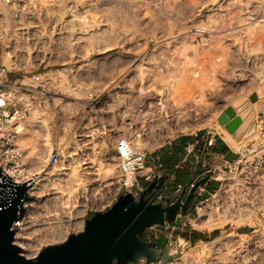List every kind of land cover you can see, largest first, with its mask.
Segmentation results:
<instances>
[{
  "label": "bare ground",
  "instance_id": "bare-ground-1",
  "mask_svg": "<svg viewBox=\"0 0 264 264\" xmlns=\"http://www.w3.org/2000/svg\"><path fill=\"white\" fill-rule=\"evenodd\" d=\"M27 1H28V5L33 6L35 1H37V0H27ZM93 1L94 0H42L39 2V4L36 5V7L34 6L36 8V9L34 8L35 11L30 13L31 14V17H30L31 20L23 19L22 13L21 14L19 13L20 15H19V19L17 20L16 25L14 26L13 29L11 27L9 32H8V28H7L9 25L8 19L15 15V7H14V4H4L3 6H1V12L3 14V17H4V19L7 18L6 22L8 21L5 25L4 24L3 25L5 26L6 32H8L7 35H9V38H8L9 40L8 41L6 40L8 42V44H6L4 53L1 56V64L6 66V68L8 70H14V69H19V68H21V66H23V63L21 64L20 63L21 61L19 59H17V60H19V62H16V60L13 59L14 55H23L22 53H24V54L27 53L29 55V53L31 54L32 52L36 54L35 56H37L39 54H43L45 56L49 55L50 57H56V56L60 55L61 57H59V58H62L61 61L65 65H67L70 62L77 63L76 66L75 65L72 67L70 66L71 69H74V72H77L74 76H80L79 79H81V81H83L84 83L89 85V82L91 81L93 74L90 76V79L84 80L83 78H81L80 71L84 70L87 67L88 68L91 67V64H93V61H95V59L97 60L96 57L99 54L106 55V58L108 59L107 56L110 53L113 54V50L116 48L115 47L116 45L121 44V43L124 44L125 42L130 41L132 39V37L135 36V33H137L136 31L138 30V27L136 25L137 23L135 24L137 28L133 27L134 24L131 25V23H129V27L130 28L133 27V30L131 29L128 32V30H126V28L124 29V27H126V26L123 25L124 27H122V26L120 27V25H122V24H120V21L115 22L116 19H113V17L110 18L109 16H103V15L95 14L96 13L95 11L97 10L96 7H98V6H96L94 4L95 1L94 2ZM224 2H225V0H219V1L217 0L216 5H213L209 10L212 11V14L214 11H216V12L218 11V13H219V10L220 9L222 10L221 7L223 6ZM228 3L229 2H227V4ZM256 5H257L256 6L257 8H253L252 10H250L248 13L249 17H247V18L240 19V16L236 17L234 15V18L235 19L237 18V19L235 22H233L234 18L232 20H227L226 16H228V15H226L225 16L226 20L225 19L223 20V18H224L223 17L221 21H219L221 18L215 19L216 20V22H215V20L212 18L213 21L216 23V24L215 23L212 24V22H211L212 20L210 18H211V16L213 17V15L210 13L211 16L210 15H208V16L210 19L209 21L211 22L212 25L210 24V22L206 25L205 24H199V26L200 25L203 26V30L208 31L213 36V37L212 36L211 37L213 38L214 41H211V42H214V43H215V41H216V43L218 42L217 47H219L218 49L222 50V53L220 55H218L219 59H217V57H216V59H213V60L211 59L212 60V64H211L212 67H210L208 69H200L199 67H197L195 65V58L197 57L196 54L193 55V56H195V58H192V57H191L192 59L188 58L186 62L184 61L183 63H180L178 60L177 62L180 63L178 67L176 66L177 65L176 64L175 65L176 67H173V69L168 68V70H164V71L161 70V71H157L156 73H154L153 78L155 76H157L156 81H158L160 84L161 83L163 84L162 86L160 85L161 87L156 85L158 82H156L155 79H154V81L156 82V84H154L153 82L149 83V80H148L149 74L153 75L152 74L153 72L150 73V71L153 70L155 72L156 69L151 70L150 64L148 67L147 66L148 64L147 65L145 64V59L143 57H142V59L137 58V57H135V59L133 58L132 60H134V62L132 63L130 68L124 69L123 67H120L121 69H113V70L111 69L110 71L108 70V72H109L108 76L104 75L105 77H107L106 83L108 84V87H112V90H114L116 88L122 89L124 93H127L126 96L129 98L126 102L121 101L122 105H121L120 112L116 110L117 114L119 113L121 115L120 120L122 122H119L120 123L119 125H120V127L123 128V129L121 128L122 131L123 130H124V132L126 131V136L133 137L135 140H138L140 142H145V140L149 139V138L151 141V136L155 135L156 132H159V131L171 132L170 130L172 129V127H174L173 129H175V126L177 128H182V127L185 128L190 119L193 118L192 119V121H193V120H195L194 119L195 117L199 118L201 116V118H202L203 116L207 115L208 112L211 110V105L208 102V100H209L208 95L211 96V94L213 93L212 92L213 89H215V90L217 89V84H219L220 80H222V82L223 81H225V82L226 81L227 82L232 81L234 85L238 86V89H239V85L244 84V88H245V86L248 87V91L246 93H248L252 89H254L255 79H256V75H257V74L255 75V73H254L255 69H258V68L261 69L262 65L264 63V15L262 14V15L258 16L259 12L264 11V0L257 1ZM226 6H229V4ZM216 12H214L216 14L214 17L219 15ZM226 13H228V12H226ZM222 14H224V13H222ZM104 15H106V13ZM169 15H171V13ZM162 16L165 17L166 15L164 16V14H163ZM208 16L206 15L205 17H208ZM230 16H232V15H230ZM216 18H219V17L217 16ZM161 19H160V21H163ZM229 19H231V17ZM131 20L132 19L128 20V22H132V23L138 22L135 20L133 22ZM248 20H251V25L248 27V29L238 32L237 31V27H239L238 24L240 22H246ZM45 21H47V22H45ZM217 21H219V22H217ZM123 22L125 23L124 20L121 23H123ZM166 22H168V21H166ZM4 23H5V21H4ZM46 23H48V25L50 26V29L47 28L49 30L45 29ZM145 23H146V21H145ZM145 23L143 25H145ZM149 23H151V22H149ZM200 23H201V21H200ZM156 24H158V23L156 22ZM156 24H153V25L155 26ZM161 24H159V25H161ZM170 24H171V22H170ZM173 24H172V26H173ZM230 24L232 25V27H230V28L226 27L227 25L230 26ZM126 25H127V23H126ZM154 26H153V28H154ZM156 26H158V25H156ZM170 26L171 25H169V29H174V27L171 26V28H170ZM176 26H177V24H176ZM121 28H123L127 32H124L123 29L121 30ZM130 28H128V26H127V29H130ZM163 28L165 30L168 27L166 26ZM139 29H140V27H139ZM141 29H140V33H141ZM156 29H153V30H156ZM158 29H161V27L160 28L158 27ZM176 29H177V27H176ZM168 30H167V32H168ZM146 31H148V29ZM151 32H148V33H151ZM171 32H172V30H171ZM222 32L223 33L225 32L224 35H226V36H231L230 40L232 41V43L231 42L230 43L232 44L231 46H233L232 50H230V48H231V47H229L230 44L228 45V43L223 42L221 40L223 38L219 39V36H221V35L223 36ZM236 32H238V33H236ZM164 33H166V30ZM218 33H221V34H219L218 36H215V34H218ZM174 34H175V30H174ZM139 36H141V35H139ZM165 36H166V34H165ZM168 36H169V34H168ZM223 37H225V36H223ZM156 38H158V37H156ZM163 38H165V37L163 36ZM166 38H167V36H166ZM226 39H227V37H226ZM255 39H259V40H256L255 45L250 43L251 40L255 41ZM167 40H168V38H167ZM177 40L179 43V39H177ZM209 40H212V39H209ZM223 40L227 41L225 39H223ZM146 41H147V39H146ZM171 41H172V39H171ZM171 41H169L168 47H170ZM183 41H182V44L186 45V44H184L185 42L183 43ZM159 42L161 43V41H159ZM186 43H187V41H186ZM214 43H213V45H215ZM27 44H28V47H29V45H31L33 47L32 48L33 50L31 49L32 51L28 50L31 48V46H30V48H28ZM128 44H129V42H128ZM165 44H167V43H165ZM180 44L181 43H179L178 45H180ZM209 44H211V43L209 42ZM209 44H208V47L210 46ZM242 44H243V49L241 48ZM142 45L140 44V46H142ZM176 45H177V43H176ZM178 45H177V47L182 48L181 47L182 45L181 46H178ZM118 46H120V45H118ZM130 47L131 46L129 45V48ZM213 47H215V46H213ZM46 48H48V49L50 48L49 51H47L48 54H46V51H42V50H45ZM131 48H133V47H131ZM145 48L146 47H144V49ZM161 48L163 49L165 47H161ZM176 48H174L173 50H175ZM180 48H179V50H180ZM117 50L119 51L118 48H117ZM130 50L132 51V49H130ZM168 50H170V48H168ZM171 50H172V47H171ZM148 51H149V49H148ZM138 52H140V51H138ZM152 52H153V50H152ZM168 53H169V51H168ZM171 53H169V54H171ZM176 53H178V52L176 51ZM180 54H182V53H180ZM191 54H194V52ZM229 56H235L234 62L232 64L230 63L231 65L228 64L229 62H227L228 58H231ZM116 57H118V56H116ZM22 58H20V59L22 60ZM46 58L48 59V57H46ZM106 58L104 56H102L103 60H105ZM159 58H160V56H159ZM166 58H167V56H166ZM172 58H174V57L172 56ZM113 59H114V57H113ZM147 59L148 58H146V61H147ZM161 59H162V56H161ZM179 59L181 60V58H179ZM138 60H139V62L137 63ZM59 61H60V59H59ZM148 61L150 62L151 60H148ZM152 61H154V60H152ZM158 61H163V59L162 60L158 59ZM172 61L168 60L167 62L173 63ZM182 61H183V59H182ZM108 62H110V61H108ZM149 62H147V63H149ZM177 62H174V63H177ZM209 62H210V60H209ZM105 63H107V62H105ZM151 63H153V62H151ZM157 63H161V62H157ZM164 63H166V62H164ZM227 64L230 66H228ZM167 66H168V64H167ZM158 67H160V66H158ZM158 67H157V70H158ZM164 67L165 66H163V68ZM112 68H114V67H112ZM160 68H159V70H160ZM259 70H258V72H260ZM50 72L53 73V71H50ZM106 72H107V70H106ZM209 72H213V73H211L212 74L211 77L208 78L207 75L209 74ZM263 76L264 75H261V77H262L261 81L264 82ZM94 78H93V80H94ZM31 79H32L31 77H26V78L21 80V83L24 81L26 83L27 80H31ZM93 80L91 82H93ZM103 80H104V78H103ZM209 81L211 82L210 85L204 83V82H209ZM227 82H226V84H227ZM228 86H230V85H228ZM242 86H240V87H242ZM221 87H223V86L221 85ZM224 87H226V86H224ZM244 88L242 87V89L245 91ZM221 90H224V89H221ZM234 90H235V88H234ZM243 90H242V92H244ZM115 91H117V90H115ZM220 92H222V91H220ZM217 93H218V91H217ZM118 94L116 96H119ZM213 94H212V96H213ZM219 94H221V96H222L223 93H219ZM219 94H217V96ZM5 95L10 97L12 99V101H14V102H24L28 106L29 111H30L29 116L26 119L17 122L13 126V128L19 133L18 134L19 136L17 135L18 137L16 140V144L23 151V157L21 159V162L23 160L26 163V165H28L27 168H24L23 165L21 164L20 165L21 167H19V170L21 173L23 171H25V174L27 173V176L29 178H33V177L35 178L34 181L30 182V184H33L34 182L35 183H34V186L32 185L33 187L29 191V194H35L38 197H41L42 199L40 202H36V201L32 202L31 208H29L20 217L21 230L17 231L14 234L13 244H15L16 246H18L20 248V254L21 255L25 256L26 258H34L39 254V251L41 250L43 245H46L49 243H54L56 241L62 242L69 237L71 228H73L75 230H81L84 227V224H85L84 215L86 214V211H87V200H88V198H90V196L87 195L88 194L87 193V187L89 189L90 188L89 186L92 185V183L87 184V181H90V180L92 182L100 181L101 179H98L99 178L98 176L100 175V177H101L102 174L105 173L106 171L102 172L101 169L98 166H96L97 163L95 164V162L90 158H88L89 160L82 161L80 163V161H79L80 158L78 156H77L78 158L73 156V155H78L79 154L78 151L81 149V148H79V144L77 141H75L76 143H75V145H73L74 147L72 145H71L72 147L70 145H68V147H66V153L64 155L62 154V158H61V161L59 163L50 164L48 159H49L50 153L52 152V150L54 148L53 139H52V127H51L50 122L47 119H45V117H41V115H39L40 111H41L40 107L38 105H36L31 100L29 95H27L26 93L16 92L14 89H8V90H6ZM112 95L114 96L115 94H112ZM238 95L240 96V94H238ZM238 95H234V96H238ZM119 97L121 98V96H119ZM123 97L126 98L125 96H123ZM213 97H214V99L216 98L215 96H213ZM116 98H118V97H116ZM114 103H115V101H114ZM114 103H112V105ZM112 105L109 107L111 108ZM114 105L116 106L118 104H114ZM253 106H254L253 108L255 111V109H257V102L253 103ZM66 107H68V105ZM119 108H120V106H119ZM66 110H70V112H73L77 109L75 107L69 106V108ZM112 111H114V110H112ZM116 117L119 118L118 116H116ZM111 118L115 119L114 117H111ZM252 119H253V114L249 115L247 118H244V120L242 121L243 123L241 124L239 129H241V128L244 129V127H247V124H249V122H251ZM117 120L119 121V119H117ZM137 120H138V122L141 123V126L139 128H134L133 124ZM109 122H111V120H109L108 123ZM113 125L116 126V122ZM36 126H37V128H39L42 131V135H41L42 139L39 140L40 141L39 143L36 142V144L29 146L28 142L26 141L27 137H30L29 135H31L30 129L33 130V127L36 128ZM261 127H262V121L259 120L258 121V128L256 129V131L254 133H252L250 136H248V138L243 139V141H247V140H250V139L256 137L259 134ZM225 128L228 130V133H226L227 140L233 145L238 144L237 143L238 141L236 142L234 135H232L233 133L226 126H225ZM241 131H243V130H241ZM82 135L85 136L84 134H82ZM158 137H156V138H158ZM147 143L149 144V142H147ZM151 143H152V141H151ZM72 144H73V142H72ZM157 144H159V143H157ZM150 145L151 144H149V146ZM150 147H152V146H150ZM70 148H74L73 152H71ZM93 156H94V154H93ZM76 162H78L79 164L74 165V163H76ZM83 164H90V165L89 166H82ZM88 168H90V170L91 169L92 170L90 171V170H88ZM143 169H148V168H142L139 171L143 172ZM93 173L98 175L97 176L98 178L95 179V177L94 178L92 177L95 180H92V179L88 180L87 179L88 175L93 174ZM216 177L218 179L223 178L225 183L227 184V185H225V184L224 185H225V187L227 186L228 188L226 187L227 188V189H225L226 191H224V192L222 191L223 193H225L223 196H222V193L221 194L219 193L220 194L218 196V197H220L219 201L215 200L214 203L212 202L214 205L213 204H212V206L210 205L211 207H207L202 203L199 204L198 216L196 218L192 219V224L194 226H196V227H208V229H210V230L215 228V227L223 226V222H221V217H220L221 212L220 211H222L221 206L223 205L222 203H224V202H222V200H223L222 198H225V197L226 198H229V197L230 198H232V197L236 198V202L233 205L234 206L233 212L237 213L238 216L241 218L243 216H246V214L250 216V214H252L251 211L254 210V209H252V207L253 208L258 207L259 209H260V207L261 208L264 207V175L262 176V179L259 183V195L255 198V200H253L249 204V206L246 205V203H247L246 199L248 198V196H250L252 189H250L249 187H247L244 184L243 178L240 175H237L234 173L225 175L221 169H218V173H217ZM111 182L112 183H110L107 186L108 189L111 188L110 185H114V184H116V186L119 187V181L118 180L115 182H113V181H111ZM105 185H107V184H105ZM118 187H117L116 191L118 190ZM19 196L22 199L19 200L18 199ZM87 196H88V198H87ZM16 198L18 199L19 204L21 202L25 205V202L28 201L27 199L23 198V193L19 192V193H17L16 196H14L11 199V204L15 200H17ZM92 198H93V196H92ZM104 198H105V196H103V195L98 196V199L96 198L97 202L100 201V204L98 206H100L101 204H103V205L106 204V203L104 204L105 201L103 202ZM93 199H95V198H93ZM110 200H112V199H110ZM247 209H252L250 211V214L247 212ZM40 226H42V228H40ZM41 230H43V231H41ZM36 231H41L42 233H39L38 236H35L33 233H35ZM261 235H264V234L262 233V234H260V236ZM260 236H258V237H260ZM245 241H246V244L241 246L242 250H240V251L236 250L237 252H234V253L232 251L231 252L232 255L230 257L227 256L228 259H223L222 263L221 262L220 263L221 264H250V263H252V258L254 257V255L251 254L253 257H250L248 247L252 248L251 246H253L254 247L253 251L255 250V252H257L259 250L261 251L264 249L263 248L264 244H262L261 243L262 241H260V240H257L255 242L253 240V238H252V240L249 238V240H245ZM253 241H254V243H253ZM211 244H212V242H211ZM220 244H222V243H219V247H221ZM219 247L215 250H218ZM253 260H255V259H253ZM256 261H257V259H256Z\"/></svg>",
  "mask_w": 264,
  "mask_h": 264
},
{
  "label": "rangeland",
  "instance_id": "rangeland-1",
  "mask_svg": "<svg viewBox=\"0 0 264 264\" xmlns=\"http://www.w3.org/2000/svg\"><path fill=\"white\" fill-rule=\"evenodd\" d=\"M40 1H42V0L35 1L33 6L28 5L27 0H22V1L15 3L14 7H15V15L16 16L14 15L13 17H10V18L8 17L9 18L8 19L9 25L7 24L8 25V27H7L8 32L11 29V27H12V29L14 28V26L17 23V20L19 19V15L21 13L23 15V19L31 20V18H30L31 14L30 13L35 11V9H36L35 7L37 4H39ZM94 1H93L94 4L96 6H98V7H96V9H97L95 11L96 13L94 12L95 14L103 15V16H109L110 18L113 17V19H116L115 22L120 21V24H122V25H120V27L126 26V27H124V29L126 28V30H128V32L131 29L133 30V27L134 28L138 27V30L136 31L137 33H135V36H133L130 41H127L124 44L121 43L122 45L118 44L120 46L116 45L115 46L116 48L113 50V54L110 53L107 56L108 59L106 58V55L99 54L96 57L97 60L95 59L96 62L93 61V64H91V67H89V68L87 67L84 70L80 71L81 78H83L84 80L90 79V76L92 74L95 77L94 78L92 76L91 81L93 80V78H94V80H93V82L90 81L89 85H87L86 83L81 81V79H79L80 76H74L77 72H74V69H71V67L74 65L76 66L77 63L70 62L67 65H65L61 61L62 58H59V57H61L60 55L56 56V57H50L49 55L45 56L43 54H39V55L35 56L36 54L32 52L31 54L29 53V55H30L29 56L27 53L26 54L22 53L23 55H14L13 56V59H15L16 62H19V60H20L21 61L20 63L21 64L23 63V66H21V68L14 69V70H8L6 68V66L3 65L6 69V71H8V77H9L10 81H13L15 79V77L17 76V74L21 77L19 82H21V80L26 78V77L32 78L31 80H27L26 83H25V81L22 83L27 85V86H31V87L35 88L33 91L23 92V91H19L16 89H14V90L16 92L26 93L27 95H29L31 100L36 105H38L40 107L41 111H40L39 115H41V117H45V119H47L51 124L52 139H53L54 148L59 147L62 150V154L64 155L66 153V147H68V145H70V146L75 145V143H76L75 141H77L79 144V148H81V149L78 151V153H79L78 155H73V156L74 157L78 156L80 158V160H79L80 163L82 161L89 160L88 158H90L95 162V164L97 163L96 166H98L102 172L106 171L105 172L106 174L103 173L101 177H100V175L98 176L94 173L89 174L87 177L88 180L89 179L95 180L98 177H99L98 179H101V180L100 181H94V182H92L91 180L87 181V184L92 183V185L89 186L90 187L89 189L87 187V193H88L87 195L90 196V198H88V196H87L88 200H87V211H86V214L84 215L85 219L92 215V211H94V210L101 211V209H103L106 204H109V202L112 201L110 199H113L115 197V195L117 193L116 189L118 186H116V184L110 185L111 188H109V189L107 188V186L110 183H112L111 181L115 182L118 180L120 182V179H121V172H120V168H119L118 163H117L116 152H115L114 148H115V144H116L117 139L121 136H126V131L125 132H124V130L122 131L123 128L120 127V125H119L120 124L119 122H122L120 120L121 115L119 113L117 114L116 110L120 112L121 105H122L121 101L126 102L129 98L126 96L127 93H124L122 89L118 88L119 89L118 90L116 88V89L112 90V87H108V84L106 83L107 77H105L106 75L108 76V74H109L108 70L110 71L111 69L112 70L113 69H121L120 67H123L124 69L130 68V66L134 62V60H132L133 58L135 59V57H137V58L142 59V57H143L145 59V64L146 65L148 64L147 65L148 67L150 64L151 70L156 69L155 72L153 70L150 71V73L153 72L152 73L153 75L149 74V78L151 80L148 78L149 83L153 82L154 84H156V82H158V81H156L157 76H155L153 78L154 73H156L157 71H161V70L162 71L168 70V68L173 69V67H176V66L178 67L180 63H183L184 61L186 62L188 58L189 59L195 58V56H193L195 54L197 56L195 58V65L197 67H199L200 69H208V68L212 67L211 64H212L213 59H216V57H217V59H219L218 55H220L222 53V50L218 49L219 48V47H217L218 42L217 43H216V41H215V43L211 42V41H214L212 38L213 36L208 31L203 30V26L202 25L199 26V24H205L206 25L210 22L209 21L210 19L212 20L211 22L213 24L216 22L215 19L221 18L219 20V21H221L223 17H224L223 20L224 19L226 20V17H227V20H232L234 18V15L236 17L240 16V19L247 18V17H249V14H248L249 11L252 10L253 8H257L256 3L259 0H225L223 6L221 7L222 10L220 9L219 13H218V11L217 12L214 11L217 14H219V15H217L219 18H216L217 16L214 17L216 14L214 12L212 14V11L209 10L213 5H216L217 0H213V1L212 0H97V1L94 0ZM226 1L229 2L228 3L229 6H226V5H228ZM231 2L232 3L234 2V3L232 4ZM226 12H228L233 17L230 16ZM105 13H106V15H104ZM170 13L172 16L169 15ZM210 13L213 15V17L211 16ZM222 13H224V14H222ZM163 14H164V16L166 15L165 16L166 18L162 16ZM262 14L264 15V11L259 12L258 16H260ZM206 15L207 16L210 15L211 18L209 19V16L205 17ZM226 15H228V16H226ZM230 17H231V19H229ZM212 18L215 20V22L213 21ZM130 19H132L131 21H133V22H134V20L138 21V22H134V23L128 22V20H130ZM160 19L163 20L165 23L163 21H160ZM236 19L234 18L233 22H235ZM6 20H7V18L4 19L3 14H2V16H1L2 24L5 25L8 22V21L6 22ZM123 20L125 21V23L124 22L121 23ZM154 20L155 21L157 20L156 22L158 24H156V22ZM4 21H5V23H4ZM145 21L147 24L145 23ZM166 21H168L169 23ZM200 21H201V23H200ZM219 21H217V22H219ZM45 22H47V21H45ZM149 22H151V23H149ZM170 22H171V24H170ZM211 22H210V24H211ZM126 23H127V25H126ZM129 23H131V25H133V24L135 25L137 23L136 24L137 27H136V25L135 26L133 25V27L130 25L132 27V28H130ZM144 23L146 26L143 25ZM153 24H156L158 26L155 25L156 26L155 27ZM159 24H161L162 26ZM172 24H173V26H172ZM176 24H177V26H176ZM4 25H3L4 29L2 31V35L0 36V63H1V56L4 53L6 44H8L7 41L9 40L8 39L9 35H7L8 32H6ZM165 25L168 27L165 29L166 33H164L165 30L163 28V27H166ZM169 25L174 27V29H169ZM238 25H239V27H237L238 32L243 31V30H247L248 27L251 25V20H248L246 22H240ZM127 26L130 29H127ZM153 26H154V28H153ZM171 26H170V28H171ZM139 27H140V29L142 28L141 33H140ZM158 27L159 28L161 27V29H158ZM176 27H177V29H176ZM226 27L230 28V27H232V25L230 24V26L227 25ZM47 28L50 29V26L48 25V23L45 24V29L49 30ZM122 29L123 28H121V30ZM124 29H123V31L127 32ZM147 29H148V31H146ZM153 29H156L157 31L153 30ZM167 30H168V32H167ZM171 30H172V32H171ZM174 30H175V34H174ZM148 32H151V33H148ZM238 32H236V33H238ZM136 34L138 36L139 35H141V36L138 37ZM165 34H166L168 40H167ZM168 34H169V36H168ZM219 34H221V33L215 34V36H218ZM224 34H225V32L223 33V36H225V37H223L221 35V36H219V39L223 38V39L227 40V41H224L223 39H221L223 42L228 43V45L230 44L229 47H231L230 50H232L233 46H231L232 45L231 44L232 41L230 40L231 36H226ZM155 36L158 37L159 39L156 38ZM163 36L165 38H163ZM226 37H227V39H226ZM146 39H147V41H146ZM171 39H172V41H171ZM177 39H179V43H181L180 45H178L179 43H178ZM209 39H212V40H209ZM158 40L161 41V43ZM256 40H259V39H255V41L251 40L250 43L255 45ZM169 41H171L170 43L172 44V45L170 44V47H168ZM182 41H183V43L185 42L184 44H186V45H183ZM186 41H187V43H186ZM208 41L211 44H209ZM128 42H129V44H128ZM131 42L132 43L134 42V43L132 44ZM165 43H167V44H165ZM176 43L178 46L182 45L181 46L182 48L177 47ZM213 43L215 45H213ZM140 44L141 45L143 44V45L140 46ZM208 44L210 45L209 47H208ZM129 45L133 48H131V47L129 48ZM212 45L215 47H213ZM30 46L31 45H29V47H28V44H27L28 48H30ZM241 46H242L241 48L243 49V44ZM144 47H146V48L144 49ZM161 47H165V48H163L165 51ZM171 47H172V50H171ZM32 48L33 47L31 46V48L28 50H31ZM117 48L119 49V51L117 50ZM168 48H170V50H168ZM174 48H176V49L173 50ZM179 48H180V50H179ZM49 49L46 48L45 50H42V51H46V54H48L47 51H49ZM130 49H132V51ZM148 49H149V51H148ZM152 50H153V52H152ZM138 51H140V52H138ZM168 51H169V53H171L172 51L174 53L172 52L173 54L172 53L169 54ZM176 51L179 54L176 53ZM193 52H194V54H191ZM118 53L119 54L121 53L120 54L121 56ZM180 53H182L183 55ZM102 56H104L106 59L103 60L104 58L102 59ZM116 56H118V57H116ZM159 56H160V58H159ZM161 56H162L163 61H158V59L162 60ZM166 56H167V58H166ZM172 56L175 59L172 58ZM46 57H48V59ZM113 57H114V59H113ZM229 57H231V58H228L227 62H229L228 64H230V63L232 64L234 62L235 56H229ZM20 58H22L23 61ZM146 58H148L147 61H146ZM179 58H181V60ZM17 59H19V60H17ZM59 59H60V61H59ZM171 59L172 60L174 59V60L172 61ZM182 59H183V61H182ZM148 60H151V61L149 62ZM152 60H154V61H152ZM168 60L172 61L173 63L169 62L171 64L170 65L167 62ZM178 60L180 63L177 62ZM209 60H210V62H209ZM108 61H110V62H108ZM105 62H107V63H105ZM138 62H139V60L137 61V63ZM147 62H149V63H147ZM151 62H153V63H151ZM157 62H161L162 64L164 62H166V63H164L162 65L161 63H157ZM174 62H177V63H174ZM167 64H168V66H167ZM230 65H228V66H230ZM156 66L157 67L160 66L161 68L158 67V70H157ZM163 66H165V67L163 68ZM112 67H114V68H112ZM159 68H160V70H159ZM259 69L260 68L255 69V72H254L255 75L257 74L256 79H255V85H254L255 87H254V89H252L248 93H246L248 91V87L245 86V88H244V84L239 85V89H238V86L234 85L232 81H229V82L226 81L227 82V84H226L225 81L222 82V80H220L219 81L220 85L217 84V89H216L218 91V93L215 89H213V91H212L214 93V94L212 93L213 96H215L216 98L218 97V98L214 99L212 94H211L212 97L207 94L209 97L208 102L211 105V110L208 112L207 115L203 116L202 118H201V116L199 118L195 117L194 118L195 120H193V121H192L193 118L190 119L185 128L182 127L183 128L182 129V128H177L175 126V129H173L174 127H172V129L170 130L171 132H167V131L156 132L155 135L151 136L152 143L150 141V138L146 139L145 142H140V141L135 140L133 137H130V136L129 137L127 136L128 139L131 140V143L133 145H135L139 148H143L149 154L154 152L155 150H157L161 146L167 144V141L172 139L174 136H176L178 134L187 133V132H193V133L202 132V133H204L208 130H212V131H215V132L222 134L227 140L226 133H228V130L225 128L224 124L221 123V121L219 120L220 115L222 113H224V111L228 107H233L236 111H239V109L244 108V106H247V107L252 106V110L247 115V117H248L249 115L253 114V119L251 120V122H249V124H247V127H244V129L238 128L234 132V133H237V136H234L236 139V142L238 141L237 142L238 144H236L237 146L231 144L227 140L236 150H239L242 146H244L245 144H248L251 140H253L254 138H257L260 134V132H259V134L256 137H254L250 140H247V141H243V139L248 138V137H245V133L248 130L249 126L253 122H255L256 119H259V120L264 119V82L261 81V79H262L261 75H264V63L262 65V68L260 70ZM106 70H107V72H106ZM258 70L260 72H258ZM1 71L2 70H0V72ZM50 71H53V73H51ZM211 73H213V72H209V74L207 75L208 78L211 77V75H212ZM103 78H104V80H103ZM154 79L156 82L154 81ZM263 80H264V78H263ZM204 83L210 85L211 82L209 81V82H204ZM156 85L161 87L163 84L162 83L160 84L158 82ZM221 85L223 87H221ZM228 85H230V86H228ZM224 86H226V87H224ZM240 86H242L245 89V91ZM220 88L224 89V90H221ZM234 88H235V90H234ZM115 90H117L118 92ZM242 90L245 93L242 92ZM220 91H222V92H220ZM116 93L117 94L119 93L118 95L121 96V98L119 96H116L117 95ZM219 93H223L222 96ZM254 93H257L258 98H257V100L252 101L251 95ZM112 94H115V95L113 96ZM217 94H219V95L217 96ZM238 94H240V96ZM234 95H238V96H234ZM123 96H125L126 98H124ZM116 97H118V98H116ZM95 98H97V99L94 101L93 108H91L89 106V104H90L89 100H93ZM114 101H115V103H114ZM255 102H257V109H255V111H254L253 103H255ZM112 103L118 104V105L115 106L114 104L112 105ZM247 104H249V105H247ZM67 105H68V107H66ZM111 105H112V107L110 108L109 106H111ZM69 106L75 107L77 110H75L73 112H70V110H66L69 108ZM119 106H120V108H119ZM112 110H114L115 112ZM116 116H118L119 118H117ZM111 117H114L115 119H113ZM116 118L119 119V121ZM109 120H111L112 123L114 122L113 124H115V122H116V126L113 125L111 122L108 123ZM140 126H141V123L138 122V120L133 124L134 128H139ZM34 128L35 127H33V130L30 129L31 135H29L30 137H27V140H26L28 142L29 146L36 144V142L39 143L40 142L39 140L42 139L41 138L42 137L41 136L42 131L39 128H37V126L35 129ZM241 130H243V131H241ZM82 134H84L85 136H83ZM156 137H158V138H156ZM16 140H17V138H16ZM16 140H15V143H16ZM146 141L149 142V144H151L150 146H152V147H150ZM72 142H73V144H72ZM157 143H159V144H157ZM70 150H71V152H73L74 148H70ZM92 153L94 154V156ZM21 164L23 165L24 168L28 167V165H26V163L23 160H22ZM77 164H79V163L78 162L74 163V165H77ZM89 165L90 164H83L82 166H89ZM218 169H221V168H218ZM88 170H90V168H88ZM146 171H148V169H143V172L142 171H140V172L144 173ZM222 172L225 175L233 174V173L240 175L238 172H234L233 170H231L230 167L225 168L224 170H222ZM217 173H218V170H217ZM217 173H216V175H217ZM26 175H27V173H26ZM92 177L93 178L95 177V179H93ZM105 184H107V185H105ZM224 184L227 185L223 178L218 179V186H217L216 190L213 192L212 195H209V198L206 201H204L202 204H204L207 207H211L212 204L215 202V200L219 201L220 197H218V196L221 193L223 196L225 194L223 192L226 191L225 189L228 188L227 186H226L227 187L226 188ZM32 185L34 186V184H32ZM32 185H30L29 189H31L33 187ZM139 188H144V187H139ZM250 189H252V192H251L250 196H248V198L246 199L247 200V203H246L247 206H249V204L253 200H255V198L259 195V185L257 187H252ZM134 190L135 189H133L132 191H134ZM122 193L123 192L118 193L117 198L115 199L114 203L118 199L119 195ZM100 195L105 196V198L103 200V202L105 201L104 204L106 203L105 205L101 204L100 206H98L100 204V201L97 202L96 198L98 199V196H100ZM27 196L33 197V199L25 202L23 214L29 208H31L32 202H34V201L40 202L42 199L41 197H38L35 194H28V192H27ZM92 196L95 199H93ZM222 199H223L222 202H224V203H222L223 207L221 206L222 211H220L221 212L220 217H221V222H223V226L213 228V229H219L220 230V232L218 233L217 236H214L212 234L213 229L210 230V229H208V227H196L192 224V219H194L198 216V210L195 209V211L189 216V218H190L189 223L186 224L182 229H177L176 231H174L173 236L170 237V240H168V234L170 233L169 229L166 230L164 227H156V230H160L159 234H158V238H157V243H158L159 247L163 248V250H166L170 247L175 248L176 247V240L178 238L186 239L185 245L183 247V254L180 256L181 260H183V262L185 264H218V263L221 264L223 259H228V257H230L232 255V253H231L232 251L234 253V252L242 250L241 246L245 245L246 244L245 240H249V238L251 240L253 238V240L255 242L257 240H260V241H262L261 243L264 244V235L260 236V234H262V233L264 234V217L262 215L264 207H262V208L260 207V209L258 207L257 208L252 207V209H254V210L247 209V212L249 214H250L251 210L253 211V212L251 211V213H252V214H250L251 217L246 214L247 217L243 216L241 218L238 216L237 213L233 212V208H234L233 205L236 202V198L235 197L234 198L233 197L232 198H230V197L226 198L225 197ZM114 203H112V205ZM106 207L108 208L109 205H107ZM198 207H199V205H198ZM183 219L184 218L181 217V219H179V220H183ZM243 227H248L249 230L248 231H241V229ZM40 228H42V226H40ZM72 229L73 228L70 229V234L75 232L74 229L73 230ZM20 230H21V228L18 229L17 231H20ZM41 231H43V230H41ZM41 231H36L33 234L35 236H38L39 233H42ZM145 235L148 238L149 232ZM258 236H260L261 238ZM254 241H253V243H254ZM211 242H212V244H211ZM57 243H61V241H56L54 243H49V244L43 245L41 250L47 245H52V244H57ZM219 243H222L223 245L220 244L221 247H219ZM218 247H219V249L215 250ZM251 247L252 248L248 247L250 257H253L252 255H254V257L252 258V263H250V264H264V254H263L264 253V251H263L264 247L262 248L263 250H261L262 252L260 250H259L260 252L257 251L259 254L257 252H255V250L253 251V249H254L253 246H251ZM253 259H255V260H253ZM256 259H257V261H256Z\"/></svg>",
  "mask_w": 264,
  "mask_h": 264
},
{
  "label": "water",
  "instance_id": "water-1",
  "mask_svg": "<svg viewBox=\"0 0 264 264\" xmlns=\"http://www.w3.org/2000/svg\"><path fill=\"white\" fill-rule=\"evenodd\" d=\"M257 98V93L251 95L252 101ZM251 110L252 106H244L239 111L228 107L219 120L234 133ZM255 131L256 122H253L245 137ZM205 171L206 168L199 162L191 181L169 194H164L167 175H156L148 186L120 194L106 210L92 211V215L85 219L82 231L71 233L61 243L45 246L34 258L21 255L20 248L13 244L16 232L12 228L13 223L24 212L23 203H18V199H22L19 196L8 208H0V264H150L178 258L183 254L186 239L178 238L175 248L163 250L157 248L155 242L143 240L140 235L151 226L173 222L178 214L186 216L195 210L199 203L198 193L208 176L197 178ZM191 182L194 186L186 193ZM27 189L28 184L25 183L19 187V192L23 193L24 199L31 200L33 197L27 196ZM156 198L159 201L154 202ZM248 230V227L241 229Z\"/></svg>",
  "mask_w": 264,
  "mask_h": 264
},
{
  "label": "built area",
  "instance_id": "built-area-1",
  "mask_svg": "<svg viewBox=\"0 0 264 264\" xmlns=\"http://www.w3.org/2000/svg\"><path fill=\"white\" fill-rule=\"evenodd\" d=\"M22 0H0V36L4 29L1 21V6L4 4H15ZM0 208H8L11 205V199L19 193V187L25 183L28 184L27 192L29 194L30 182L35 178H29L25 171L22 173L19 170L21 167V159L23 157L22 149L15 143L18 132L13 126L29 116V108L24 102H14L10 97L5 95L6 90L16 89L23 92L33 91L35 88L27 86L19 80L10 81L8 71H6L3 64L0 63ZM98 98V97H97ZM89 100V106L93 108L94 101ZM258 121L256 119V129L258 128ZM262 127L257 138L251 140L238 150V157L233 162L231 170L238 172L243 178L244 184L249 187H257L264 175V119H261ZM115 152L118 166L121 172V179L115 197L109 204H106L101 211L112 206L119 192H129L135 188L148 186L156 177V172L147 167V151L139 148L131 143L127 136H121L117 139L115 144ZM62 150L54 148L49 156L50 164H57L61 161ZM142 168H149L145 173L139 170ZM35 183V182H34ZM33 183V184H34ZM194 186L191 182L187 187L186 193ZM183 187L182 184L179 185ZM199 205V204H198ZM197 205V210H198ZM24 207V204H23ZM108 207V208H109ZM264 217V210L262 212ZM177 216H182L178 214ZM177 218V217H176ZM187 222L179 221L165 222L164 225H154L150 227L149 237L150 241L155 242V246L159 247L157 238L160 230L156 227H164L170 230L168 240L173 236L174 231L182 229ZM85 225V224H84ZM12 228L16 231L21 228L20 218L13 223ZM75 230V233L82 231ZM163 249V248H162ZM150 264H185L180 257L175 258L169 262L156 261Z\"/></svg>",
  "mask_w": 264,
  "mask_h": 264
},
{
  "label": "crops",
  "instance_id": "crops-1",
  "mask_svg": "<svg viewBox=\"0 0 264 264\" xmlns=\"http://www.w3.org/2000/svg\"><path fill=\"white\" fill-rule=\"evenodd\" d=\"M20 79L21 77L17 74L14 80ZM233 135L237 136V133H233ZM208 137L210 139L204 153ZM237 157L238 150L222 134L208 130L204 133L187 132L178 134L154 152L150 154L147 152L146 159L147 167L155 171L156 175L162 173L167 175L164 194L175 191L180 184L185 185L189 183L194 168L199 162L202 163L206 171L197 180L208 176V180L198 193V202L203 203L209 198V195L213 194L218 186V178L215 176L218 168L222 170L227 167L231 168ZM194 211L186 216H177L175 223L185 221L188 224L189 216ZM181 217L184 219L179 220ZM219 232V229L212 230L214 236H217Z\"/></svg>",
  "mask_w": 264,
  "mask_h": 264
},
{
  "label": "flooded vegetation",
  "instance_id": "flooded-vegetation-1",
  "mask_svg": "<svg viewBox=\"0 0 264 264\" xmlns=\"http://www.w3.org/2000/svg\"><path fill=\"white\" fill-rule=\"evenodd\" d=\"M157 201H159L158 198H156V199L154 200V202H157ZM149 230H150V228L148 229L147 232L142 233V234L140 235V237H141L143 240H145V241H150V240L147 238V236L145 235V234H147V233L149 232Z\"/></svg>",
  "mask_w": 264,
  "mask_h": 264
}]
</instances>
